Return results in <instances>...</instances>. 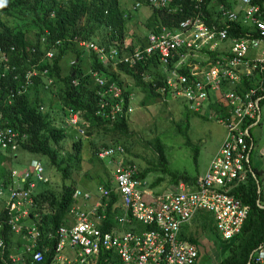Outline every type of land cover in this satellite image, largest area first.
Here are the masks:
<instances>
[{
    "label": "built area",
    "instance_id": "built-area-1",
    "mask_svg": "<svg viewBox=\"0 0 264 264\" xmlns=\"http://www.w3.org/2000/svg\"><path fill=\"white\" fill-rule=\"evenodd\" d=\"M132 1V9L146 3L155 10L171 12V0ZM193 2V14L176 29L162 27L147 34L144 45H136L129 54L86 40L74 42L95 52L103 65L113 69L118 64L135 69L145 62L158 63V82L150 77L152 92L169 111L170 103L182 104L187 113L221 124L225 136L206 172L192 184L180 182L168 190H156L141 175V169L127 163L123 147L104 148L97 153L99 160L115 157L113 164L106 163L111 188L102 184L94 191L76 188L63 223L54 233L43 234L28 215L37 187L31 174L37 183L45 182L42 165L31 161L29 170L11 172V185H0V200L4 198L0 203L6 211L0 231L5 223L21 240L5 264H42L45 255L49 264H198L203 245L180 237L182 228L198 212L211 213L220 250L232 245L248 216L249 207L234 192L250 176L258 186L257 206L264 210V170L258 180L250 161L256 145L251 130L264 123V0L261 4L255 0H208L209 17L204 13L205 0ZM45 55L50 58L53 54L48 51ZM35 66L39 64L32 65L18 91L9 97L22 95L33 84ZM0 67L16 71L8 65L2 49ZM97 82L107 84L102 78ZM247 83L250 87L239 91ZM126 99L120 86L109 84L99 93L96 114L109 122L131 116L133 94L127 105ZM64 122L84 137L75 114L67 111ZM23 138L0 122V155L16 152ZM45 240L55 241L53 248ZM204 240L213 242L207 237ZM2 246L0 239V253ZM246 264H264V242L252 251Z\"/></svg>",
    "mask_w": 264,
    "mask_h": 264
},
{
    "label": "trees",
    "instance_id": "trees-1",
    "mask_svg": "<svg viewBox=\"0 0 264 264\" xmlns=\"http://www.w3.org/2000/svg\"><path fill=\"white\" fill-rule=\"evenodd\" d=\"M129 1L0 0V49L5 51L8 65L16 68V71H11L0 67V122L24 136L18 142L16 152L7 151L0 155L7 160L0 163L6 164L0 175V185L7 188L12 184L14 162L23 164L29 161L25 169L17 171L19 174L29 170L31 161L42 165L45 182L37 184L31 196L33 205L28 207V215L34 218L35 226L43 234L54 233L63 223L73 205V191L76 188L87 190L80 188L81 185L86 186V183L79 184V177L83 173L81 164L84 161V152L89 153L87 162L91 166L96 163L100 165V168L92 166L83 173L84 176L89 178L91 172L98 184L107 189L111 186L106 163L110 161L113 164L115 157L101 161L97 153L104 148L121 146L125 154H129L127 143L132 135L129 129L130 115L115 122L102 119L96 114L99 93L106 90L109 84H115L120 86L125 99L129 98L133 89H139L143 94L140 106H147L160 99L152 92L150 83L152 79V82H158V63H154L153 67L150 61L145 62L135 69L128 68L126 64H118L113 69L103 65L95 52L79 48L74 41L86 40L106 50L116 48L119 54H129L136 45H144L147 34L157 33L162 27L174 30L194 12L193 0H171V12L165 9L155 10L146 3L138 9H132L133 1L131 0V6ZM255 1L261 4L263 0ZM207 4L208 1L205 0L203 8L206 17H209ZM143 7L148 8L150 14L141 21L133 14ZM130 25L140 26L145 35L136 34ZM57 41L58 44L55 43ZM48 51L53 54L50 58L45 55ZM37 63L39 66L32 69L37 72V76L32 78L33 84L22 95L9 97L12 91H18L23 76ZM44 69L47 70L45 74L42 72ZM122 76L133 80V89L127 87ZM144 76H149V79H144ZM97 78L106 79L107 84L100 86ZM245 87H250V84L243 85L239 91ZM127 99L126 105L129 103ZM161 105L164 108L167 106L164 102ZM55 111L59 118L62 115L63 120H58L53 114ZM67 111L77 116V127L83 130L84 137L78 133L76 137L74 129L65 125L64 114ZM181 123L184 127H181ZM175 127L186 138L189 130L188 118L180 119ZM187 144L191 145L188 138ZM156 148L159 161H163L161 148ZM127 163L133 164L132 161ZM252 170L259 180L263 170L257 165H253ZM149 173V169L141 170L143 177H147ZM56 178L58 180L54 182L55 185L51 186L50 180ZM30 180H34L33 174ZM162 181L158 177L151 182V187H158ZM195 181L196 178L183 175L180 179L174 178L173 183L164 190L180 182L190 184ZM257 188L255 180L250 176L247 183L234 192L235 197L249 207V213L236 240L223 249L227 253L220 264H246L252 251L264 242V210L257 206L260 198ZM5 220L6 211L0 203V222ZM193 222L198 232L195 231V234L189 236L191 244L198 245L194 235L206 231L205 236L202 235L204 238L221 245L211 213L200 211ZM181 237L185 238L182 235ZM0 239L3 244L0 264L9 263L8 256L13 253V247L21 244V240L5 223L0 231ZM45 242L50 248L55 244V241ZM42 264H49L48 255H45V262Z\"/></svg>",
    "mask_w": 264,
    "mask_h": 264
},
{
    "label": "rangeland",
    "instance_id": "rangeland-1",
    "mask_svg": "<svg viewBox=\"0 0 264 264\" xmlns=\"http://www.w3.org/2000/svg\"><path fill=\"white\" fill-rule=\"evenodd\" d=\"M129 4L131 6V0ZM149 14V9L143 7L133 15L142 21ZM130 26L136 34L145 35L140 26ZM122 80L127 84L128 88L133 89L134 83L132 79L122 76ZM131 94H133L132 107L134 110L129 119V129L132 135L127 143L129 146V154H126L127 161H132L141 170L149 169L150 173L146 178L150 182L161 177L163 181L155 188L156 190L165 189L170 183H173L174 178L180 179L183 175L190 178L203 175L225 136V131L221 124L215 120L187 113L182 104L170 103V111L167 107L164 108L159 100H154L152 104L147 106H140L143 100L142 92L136 88L131 91ZM53 114L57 116L59 121L60 119L63 120L62 115L59 118L57 111ZM184 118H188L189 125L186 138L179 134L175 127V123ZM181 127H184V124L181 123ZM73 132H75L77 137L76 130H73ZM251 134L256 142L254 151L250 156L251 163L264 170V153L261 156V150L264 146V123L254 127L251 130ZM187 138L191 145L187 144ZM156 147L161 148L163 161H159ZM20 154L17 153V155ZM83 157L84 161L81 164L83 173L91 169L92 166L100 168L97 163L91 166L87 162L90 157L87 151L83 153ZM2 162H7L5 157H0V163ZM28 162L23 164L14 162L12 170L21 171L26 168ZM5 165L4 163L0 165V175L3 173ZM83 173L79 177V184L86 183L87 185H81L80 188L94 191L99 185L95 175L91 176L90 172L89 178H87ZM56 180L58 178L50 180L51 186L55 185L54 182ZM33 182L38 184L36 180H33ZM225 247L222 246L218 250V242L215 241L214 243L213 241L210 243L205 240L203 242V255L200 257L198 264L222 263L227 253V250H223Z\"/></svg>",
    "mask_w": 264,
    "mask_h": 264
},
{
    "label": "crops",
    "instance_id": "crops-1",
    "mask_svg": "<svg viewBox=\"0 0 264 264\" xmlns=\"http://www.w3.org/2000/svg\"><path fill=\"white\" fill-rule=\"evenodd\" d=\"M208 1V0H207ZM208 4H210V2H208ZM208 4H207V6H208ZM209 9H210V7H208ZM209 13H210V16H211V9L209 10ZM224 139V138H223ZM223 142V141H222ZM222 144V143H221ZM221 144H220V146H221ZM220 146L218 147V149L220 148ZM218 149H217V151H218ZM217 151H216V153H217ZM215 153V154H216ZM215 154H214V156H215ZM213 156V157H214ZM212 157V158H213ZM212 160V159H211ZM209 166V165H208ZM201 176H203V175H201ZM201 176H198V177H193V178H196V180L199 178V177H201ZM188 184V183H187ZM190 184H192V183H190ZM195 218V217H194ZM193 218V219H194ZM195 231H197L198 232V229L196 228V225H195V223L193 222V220L188 224V225H186V226H184L183 228H182V230H181V233H180V237H181V235L183 236V237H185V238H182L183 240H186V241H189L188 240V238H189V236H192V234H195ZM196 238H197V240H198V244H202L203 245V242L205 241L204 240V238H203V236L201 235V233H199V234H196V235H194Z\"/></svg>",
    "mask_w": 264,
    "mask_h": 264
},
{
    "label": "water",
    "instance_id": "water-1",
    "mask_svg": "<svg viewBox=\"0 0 264 264\" xmlns=\"http://www.w3.org/2000/svg\"><path fill=\"white\" fill-rule=\"evenodd\" d=\"M264 153V146H263V149L261 150V154H263Z\"/></svg>",
    "mask_w": 264,
    "mask_h": 264
},
{
    "label": "clouds",
    "instance_id": "clouds-1",
    "mask_svg": "<svg viewBox=\"0 0 264 264\" xmlns=\"http://www.w3.org/2000/svg\"><path fill=\"white\" fill-rule=\"evenodd\" d=\"M13 171H16V170H13ZM2 209H3V207H2Z\"/></svg>",
    "mask_w": 264,
    "mask_h": 264
}]
</instances>
